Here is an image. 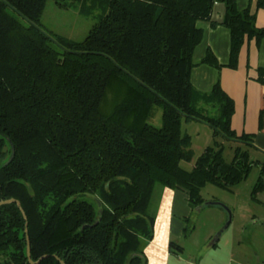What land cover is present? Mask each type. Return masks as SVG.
<instances>
[{
    "label": "trees",
    "instance_id": "trees-1",
    "mask_svg": "<svg viewBox=\"0 0 264 264\" xmlns=\"http://www.w3.org/2000/svg\"><path fill=\"white\" fill-rule=\"evenodd\" d=\"M49 1L0 0V202L24 210L0 206V264H31L29 241L33 261L48 256L40 264H147L158 190L186 191L200 211L207 185L233 191L258 165L253 196L264 191L254 138L232 126L235 101L220 83L203 93L191 81L199 23L217 24L218 0H53L98 13L83 40L43 28ZM222 1L236 68L264 29L251 8ZM203 62L222 67L211 50ZM156 108L161 127L149 122ZM190 121L211 127L214 142L187 170ZM220 138L240 144L231 162Z\"/></svg>",
    "mask_w": 264,
    "mask_h": 264
},
{
    "label": "crops",
    "instance_id": "crops-1",
    "mask_svg": "<svg viewBox=\"0 0 264 264\" xmlns=\"http://www.w3.org/2000/svg\"><path fill=\"white\" fill-rule=\"evenodd\" d=\"M235 1L241 11L251 8L255 14L257 26L264 29V5L258 7V0ZM225 12V3L218 0L213 13V21L217 24L213 25L209 21L199 23L204 35L194 53L195 65L191 81L194 87L203 93L212 91L217 83L221 84L225 92L235 101L233 129L238 135L253 136L255 145L251 147V155L262 156L263 160L253 159L254 157L252 159L264 163V117L262 118L264 83L259 80V71L264 69V37L259 42L255 38L247 39L241 49L238 66L230 67L231 31L221 24ZM209 50L215 54L221 68L203 62ZM183 123H185L183 131L192 137L194 154L196 145L189 131L190 128L208 127L214 138L213 129L204 123L197 121ZM220 140L226 139L220 138ZM208 146L210 145L203 146L199 157ZM153 210L156 215L154 238L145 249L147 264H211L203 258L198 260L192 255L194 252L187 250L185 230L188 226V219L196 211L191 206L186 191L170 188L158 190L155 194ZM217 244L218 242L214 246ZM230 260L221 259L219 262L220 264H232Z\"/></svg>",
    "mask_w": 264,
    "mask_h": 264
},
{
    "label": "rangeland",
    "instance_id": "rangeland-1",
    "mask_svg": "<svg viewBox=\"0 0 264 264\" xmlns=\"http://www.w3.org/2000/svg\"><path fill=\"white\" fill-rule=\"evenodd\" d=\"M12 12L25 25H29L27 20L14 11ZM98 19V13L82 14L80 5L70 2L61 5L51 0L43 16L42 26L51 33L83 40ZM149 122L156 127L162 126L160 108H156ZM183 124L185 126V123ZM189 131L193 136L196 149L193 161L182 164L187 170L194 167L203 146L212 145L214 142L212 132L208 127H193ZM223 142L225 158L227 162H231L235 155V148L240 144L228 140H223ZM252 158L263 160L262 156L254 154ZM260 171V166L254 165L247 179L237 184L233 191H227L214 185H207L203 189L205 203L218 201L223 206L206 204L201 211H196L191 217L188 227H192V231L186 237L185 244L188 252H194L192 255L198 260L203 258L211 264H220L221 259L228 261L231 259L232 264H264V191L253 196V189L259 179ZM228 209L232 212V222L224 231L218 244L214 246L213 242L217 234L226 227L229 221Z\"/></svg>",
    "mask_w": 264,
    "mask_h": 264
},
{
    "label": "water",
    "instance_id": "water-1",
    "mask_svg": "<svg viewBox=\"0 0 264 264\" xmlns=\"http://www.w3.org/2000/svg\"><path fill=\"white\" fill-rule=\"evenodd\" d=\"M14 157H15V149H14V147H13L12 156H11L10 159L4 164V166L9 165V164L13 161ZM14 202H15V203H18L19 207H20L21 210L24 212V210H23V208L21 207L19 201L15 200V199H10V200H6V201H2V202H0V206H1V205H4V204L14 203ZM206 204H208V205H222V206H223V204L220 203V202H218V201H212V202L205 203V205H206ZM228 212H229V221H228L226 227H225V228H224L219 234H217V236H216V238H215V240H214V242H213V245L216 244V243L219 241V239H220L221 236L223 235L224 231L230 226V224H231V222H232V212H231L230 209H228ZM24 216H25V219H27L25 213H24ZM47 257H48V256H43V257L40 258L38 261H33V260H32V257H31V244H30V241H29V243H28V258H29L31 264H40V263H41L45 258H47ZM63 264H65V263H63Z\"/></svg>",
    "mask_w": 264,
    "mask_h": 264
}]
</instances>
